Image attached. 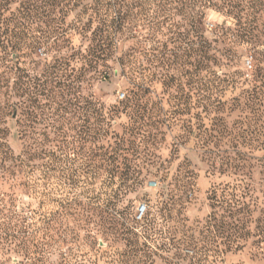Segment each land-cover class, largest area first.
<instances>
[{"label": "rangeland", "instance_id": "obj_1", "mask_svg": "<svg viewBox=\"0 0 264 264\" xmlns=\"http://www.w3.org/2000/svg\"><path fill=\"white\" fill-rule=\"evenodd\" d=\"M96 1L39 0L62 29L32 48L35 23L0 62V264H121L114 209L173 233L180 249L147 239L154 264H264V36L230 41L215 9L194 36L185 4L155 0H127L116 33L115 0Z\"/></svg>", "mask_w": 264, "mask_h": 264}, {"label": "trees", "instance_id": "obj_2", "mask_svg": "<svg viewBox=\"0 0 264 264\" xmlns=\"http://www.w3.org/2000/svg\"><path fill=\"white\" fill-rule=\"evenodd\" d=\"M56 0H51V6H54ZM58 1V0H57ZM66 0H59V6ZM96 1L94 7V13H99L98 2ZM158 3L176 2L178 4H185L190 9L189 17L191 18V31L193 35L196 36L200 32V25L203 23L206 10L215 9L224 14L231 16L235 19V26L232 28H227L226 26H217L218 30L221 32L222 36L226 37L230 41H234L236 38L238 40H244L247 42H255L258 37L262 34L264 36V0H155ZM118 5V24L114 32H118L121 29L124 21H122V9L127 7V0H115ZM38 3V4H36ZM49 4V2L47 1ZM13 0H0V62L7 60V57L14 51L19 42H16L15 38L22 37L23 35L27 37L29 32L32 30V25L37 23L36 34H32L30 47L35 48L38 45H42L47 42V39L62 29V23L55 20H43L47 18L44 12L40 11L42 8L39 0H22L21 4L14 8L12 7ZM68 2L63 6H67ZM56 6V5H55ZM88 8H93L90 5ZM62 10V9H61ZM96 10V11H95ZM101 17V16H100ZM49 18V17H48ZM92 19V17H91ZM103 19V18H100ZM45 23V27L39 26V23ZM91 22V21H90ZM100 26L94 31L95 36L98 39L97 48L95 49L94 56L98 52L100 54L106 53L107 42L112 40V33L109 32V25L106 20L100 21ZM87 25H83L82 31H88ZM5 110L0 106V115L4 116ZM0 148L1 159L3 161H13L16 160L13 151L9 148L6 139L4 137V132H0ZM128 167L127 173H129ZM132 170V169H131ZM134 172H136L134 170ZM126 173V174H127ZM110 221L115 224V227L119 229L122 239L125 241V251L122 256L123 259L121 264H154L151 256H153L154 251L149 245L147 239H151L153 234H160L161 246L159 248L170 250L171 247H176L180 249V243H175L173 233L167 230L156 229L157 222L154 215H150L143 223L140 221H135L131 218V213L127 209L116 210L110 213ZM52 222V219H51ZM140 231H137L138 228ZM216 239L217 237L214 236ZM213 243H217V240L212 239ZM22 251L25 252V256L28 258L31 255L37 253L40 254L43 251L39 244L34 245L32 240H29L27 236L22 237ZM35 247V248H34ZM41 255V254H40ZM176 261H168L167 264H180V259H182V254L180 250L176 252ZM38 261L44 262V258L40 257ZM200 260L196 264H199Z\"/></svg>", "mask_w": 264, "mask_h": 264}, {"label": "built area", "instance_id": "obj_3", "mask_svg": "<svg viewBox=\"0 0 264 264\" xmlns=\"http://www.w3.org/2000/svg\"><path fill=\"white\" fill-rule=\"evenodd\" d=\"M139 216H142L146 212V206L145 205H140L138 208Z\"/></svg>", "mask_w": 264, "mask_h": 264}]
</instances>
